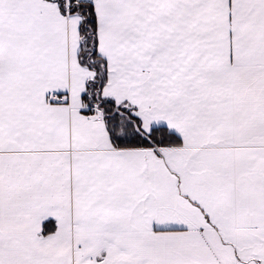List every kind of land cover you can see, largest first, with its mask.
Returning a JSON list of instances; mask_svg holds the SVG:
<instances>
[{
  "label": "snow or ice",
  "instance_id": "snow-or-ice-1",
  "mask_svg": "<svg viewBox=\"0 0 264 264\" xmlns=\"http://www.w3.org/2000/svg\"><path fill=\"white\" fill-rule=\"evenodd\" d=\"M0 264H264V0H0Z\"/></svg>",
  "mask_w": 264,
  "mask_h": 264
}]
</instances>
